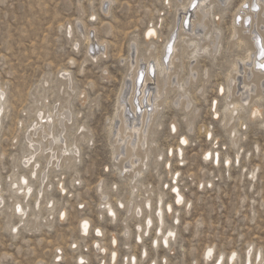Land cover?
<instances>
[{
  "label": "rangeland",
  "instance_id": "1",
  "mask_svg": "<svg viewBox=\"0 0 264 264\" xmlns=\"http://www.w3.org/2000/svg\"><path fill=\"white\" fill-rule=\"evenodd\" d=\"M188 2L191 0H0V87L4 90L0 115V192L4 199L0 203V264H77L78 256H84L88 264H127L126 258L132 255L138 257L136 264H214L220 254V264H254L258 255L264 260V94L261 99L253 95L251 102L240 108L243 110L229 122L237 135H230L228 114L222 115L225 95L218 91L226 86L232 63L245 55L246 44L237 47L238 35L231 36L233 16L242 0L226 4L210 0L209 25L218 27L222 48L215 54L201 52L193 59L198 74L186 86L191 105L183 109L174 106L175 91L161 97V107L150 126L146 151L151 154L144 173L131 182L126 173L123 176L116 169L120 162L112 154L109 128L125 86L131 42H135L138 54L145 53L152 42L151 52L161 55L179 17L193 18L196 3L186 15L178 10ZM239 19L237 15L235 22ZM151 27L156 35L146 38L145 31ZM209 36H204L203 42L209 41ZM175 37L173 43L181 46ZM181 52L182 48L178 49L181 57L177 62L183 65L180 77L187 78L189 60ZM67 73L70 86L64 87L61 83L67 81ZM152 83H148L150 88ZM252 103L260 108L258 118L250 116ZM61 107L52 130L64 135L67 145L75 141L78 160L62 159L59 167L46 172V156L39 152L36 158L41 169L30 182L33 199L15 198L10 182L29 174L21 156L31 150L26 136L34 131L38 112L44 121L46 114ZM62 118H66L64 126ZM190 121L192 132L186 126ZM181 135L188 139L181 145L182 155L177 150ZM207 149L219 152L216 162L212 155L205 159ZM60 182L64 194L58 188ZM174 184L183 196L180 204L174 203ZM100 187L115 208L113 220L100 212ZM39 189L42 206L48 199L54 201L53 214L41 206L36 209L40 216L36 223L29 210L28 222L20 226L14 203L33 205ZM143 198L150 199L151 208H144ZM137 203L142 206L138 214ZM159 206L163 226L159 225ZM60 210L65 212L62 220L58 218ZM148 216L152 217L149 224ZM83 217L90 223L88 235H81L78 229ZM50 221L51 227L47 225ZM16 225L18 232L14 234L12 227ZM139 225L140 240L136 238ZM159 228L161 232L174 229L166 246L159 244ZM97 229L100 236L94 234ZM112 238L117 241L114 246ZM154 238L159 240L155 248L151 246ZM97 240L100 248L94 250ZM103 247L105 253L100 252ZM208 248L213 251L206 259ZM143 249L144 257L140 255ZM111 250L117 252L113 262ZM233 251L236 257L230 262ZM56 256L60 260H54Z\"/></svg>",
  "mask_w": 264,
  "mask_h": 264
},
{
  "label": "bare ground",
  "instance_id": "2",
  "mask_svg": "<svg viewBox=\"0 0 264 264\" xmlns=\"http://www.w3.org/2000/svg\"><path fill=\"white\" fill-rule=\"evenodd\" d=\"M228 1L229 0H224V1L217 0V2H222L223 4L228 3ZM209 3L210 0H191V2H188V4H183L181 8H178V10H183L184 11L183 14L186 15V11L188 10L190 11V8L193 4H195L193 7H196L193 10V18L190 21L188 20V16H184V15L179 17V19L176 21V23L174 24V26H176L175 27L176 31L173 33L172 32L173 30H171L170 35L165 39V42L163 44L164 46L161 50L162 51L161 55H154V53L151 52V49L153 48L154 45L152 42L148 45V47L145 50L146 52L143 54H138L137 51L138 49H136L135 42L134 41L133 43L131 42L130 57L128 59L129 70L128 72H126L127 73L126 79L124 80L125 86L122 87L116 107V113L113 117V120L109 128L110 138H112L111 143L113 146L111 148L112 154L114 158L118 159L120 162V168H116V167L115 168L119 169L118 170L119 174L126 173L130 177L131 182L137 180L135 178L139 175L141 176L144 173L143 171H145L149 154H151L150 153L151 151L148 150V154L146 151L147 141L151 133L150 126L152 124V121L156 117V114L159 110L158 108L161 107L160 106L161 100L159 99L161 97L165 98L166 93L175 91L174 93L176 96V100H174L173 105L179 106L182 109L188 108L191 105V100H190V93H188L186 86L190 82H192V80H194L198 74V67L195 65L196 63L193 62V59L199 56L198 54H200L201 52L202 53L213 52L215 54V53H219V51L222 48L220 45L218 32H216L218 27H211V25H209V20H210L208 18L210 16V12H209L210 10L208 9ZM237 15L240 17V19L235 22V17ZM233 17L234 19H233V25L231 27L232 28L231 36L234 37L235 34L238 35L235 41L237 47L238 46L242 47L243 44H246V47L244 49L245 55L240 57L238 61L236 60L232 63V70L228 73L226 86H221L219 87L218 90L220 95L221 94L225 95V97L223 96L225 98V102H224L225 107H223L222 115L224 118V114L226 113L228 114L227 120L226 119L225 120L226 123L228 124V128L226 126V129L228 130V133L230 135L231 134L235 135V133L237 132L235 129L236 127L229 122L233 120L234 116L238 113L240 108L245 107L244 105H248L249 104L248 102L251 100L250 98L253 95L261 99L262 97L261 94H264V68L260 67L261 64H264V55H262V50H264V0H242V3L238 6L236 13L234 14ZM235 24L238 25L237 28L235 27ZM187 26H189L188 29ZM150 31L154 33V35L149 36L148 33ZM209 34H210L209 36L210 39L208 38L209 41L203 42L204 36H208ZM155 35H156V29L154 27L148 28L145 31L146 38L152 39L154 38ZM175 35H177L178 40H181V46L180 44L173 43L176 38ZM180 48H182L183 51L181 52V55L186 54L185 57L188 58L189 60L188 61L189 69H187L189 75L187 74L188 75L187 78L180 77V68L183 70L182 63L178 64L177 62L179 57H181L180 54L178 53V49ZM151 59H153V61ZM203 74L206 75L207 70H204ZM65 75L67 81L64 80V82H62L61 84L64 87L70 86L69 84L70 75L68 73ZM150 80L153 81L151 88L148 86ZM3 91L4 90H1L0 87V115L2 114L3 111L2 109L4 108ZM256 101L257 98L255 99V102ZM214 104H216V100L212 102L213 110H214ZM62 109L63 107L57 109L55 112H52V114H46L47 118H45L44 121L41 119L43 118L42 112H38V114H40L38 116V121L34 122V124L32 125L31 131L33 130L34 131L32 133L29 132V135L26 136L28 138V140L26 139V142H28L31 150H29L27 154H23L21 156V158L23 159L22 164L24 168L29 171V174L28 175L21 174L18 179L13 178L10 182V184L14 186L13 190L15 192V198H18V196H22L23 200H25L32 197L33 195L32 186L30 184L31 178L36 177V173H38V170L41 169L39 168V159L36 158L39 152L44 153V155L46 156L45 157L46 163L44 164L43 167L44 169L47 168L46 172H50V169L54 168L55 166L59 167L60 160L63 159L66 162H70L71 159H75L76 158L75 156H78L79 154V153L77 154L78 147L76 146L75 141L67 145L64 139V135H62L61 133H57V134L53 133L52 125L54 123V119H55L54 117L55 115L59 117L60 111ZM66 112H68V110H66ZM66 112H64V114H66ZM213 112H214L213 115H215L214 117L219 116V112L216 109ZM260 114L261 112H260V108H258V105L252 103V105L250 106V116L258 118ZM66 118H68V116H66ZM66 118H62V120H60V124H62V126H64V120H66ZM186 126L188 127V130H190L193 126L192 122L191 121L188 122ZM80 128L82 129V127ZM60 130H62V128H60ZM190 132H192V130H190ZM179 138H181V141L182 140L185 141V143L181 142L180 146L177 147L178 153L182 155L181 145L187 144L188 139L185 135H181ZM231 140L234 142V136H232ZM44 141L45 144H43ZM56 141L60 143V146L56 147V145L58 144L55 143ZM158 155L162 156V154L160 153H158ZM210 155H212L213 161L216 162L219 152L217 150L207 149L204 152V156L208 157ZM76 160H78V157L76 158ZM166 166H168V164H166ZM8 180H10V178H8ZM174 180H176V176H174ZM100 184H102V182H100ZM100 184H98V186H100ZM50 185L48 186V190L50 189ZM132 186H133L132 188L135 187V185ZM58 188H60L59 190L62 192V194H64L65 189L62 187V182L58 184ZM42 189H44V186ZM42 189L37 190L36 196L34 198L35 203L33 205L30 206L27 202H25V204H21L20 201H16L14 203L15 205L13 212L14 214H18V218H19L18 224H20V226L22 225L24 226L28 222L27 217L30 216L29 215L30 211H32L31 214L33 215V218H35V222L36 219L38 220V217H40L38 216L36 209L42 206V202H41L42 198L40 199V195L42 194L41 193ZM173 189H176V191L174 192ZM134 190H136V188H134ZM171 190L175 196L174 203L180 204L183 201V196L180 193L177 185L174 184L171 187ZM99 195L100 198L102 199V201L99 204V206L101 207L100 212H105L110 218V220H113L114 217L116 216L115 208L111 204V202H109L108 196L106 195V191L103 190V188L101 187H100ZM178 197L180 199V203H177ZM157 198L160 203L162 200L161 194L157 196ZM2 199L3 197L0 192V203L4 202V199L3 200ZM149 200L145 199L143 201L144 208L146 206L149 207L151 205L150 204L151 201ZM121 202H118V204L121 205ZM17 206H19L20 208L19 212L17 211ZM43 206L47 209V211L51 215L53 214L52 211L54 210L55 207L54 201L48 199V201H46V203H44ZM130 208L128 210H130ZM158 208H159L158 210L159 225H162L164 221L162 219L163 212L160 206ZM136 209H137V214L141 212L142 206L140 205V203L136 204ZM168 209L169 210L172 209L171 205L168 206ZM64 215H65L64 210L58 211V218L60 220L64 219L65 217ZM102 216L103 215L100 214V218H102ZM50 218H52V216H50ZM151 218L152 217L149 216L147 217L148 224L152 222ZM49 223H47V225L51 227L52 222L50 221ZM85 223L87 224L86 228L84 226ZM140 225L138 226V234H136V238L138 240H140L142 237L140 234V230H141ZM89 228H90L89 221L83 217L79 223V228H78L80 234L86 235L89 232ZM13 229H15L14 234H16L18 232V226L16 225L15 227H12V230ZM145 229L146 228L144 227V231ZM100 231H101L100 229L94 230V234H96V236H100ZM125 232H127V230ZM158 232L159 233L161 232V228L158 229ZM159 233L156 234L159 235ZM169 233H171V235H169ZM174 233L175 232L173 228H168L165 231H162L159 244L164 246L168 245L169 239L174 235ZM125 234H129V233H125ZM113 241H115V243H113ZM158 241L157 238H154L152 240L151 246H153L154 248L157 247ZM93 242L94 241H92V243ZM97 242H99V240L94 242L95 246L92 245L94 246V250H98L100 248ZM111 242H112V246H114V244L117 243V241L114 240V238H112ZM73 246H76V244H74ZM102 249L103 250H100V252L105 253L106 249L104 247ZM209 249H211V255L208 254ZM212 251L213 248H208L206 250L204 254L206 259L212 256ZM113 253H115V257H113ZM116 253L117 252H115L114 250L110 251V261L113 262L116 260L117 258ZM58 254H60V250H58ZM140 255L144 257L146 255V250L143 249ZM135 256L132 255L130 257H127L125 260L126 263L136 264L138 262V260H136L138 259V257L136 256L137 257L136 258ZM235 257L236 254L233 251L230 254V258H228V261L232 262V260H234ZM258 257L259 255L256 256V262H258L259 260L260 261L259 264H264V260L263 259L261 260ZM222 258H223V254H220L218 258L215 260L214 264H220L222 262ZM54 260H60V256H56ZM81 261H83V264H88L87 262H85L84 256L81 257L78 256L76 263L81 264ZM102 262H104V260H102ZM204 262H206V260H204ZM249 262L250 260L248 257L247 263ZM256 262H254V264H256ZM99 264H104V263H99Z\"/></svg>",
  "mask_w": 264,
  "mask_h": 264
},
{
  "label": "snow or ice",
  "instance_id": "3",
  "mask_svg": "<svg viewBox=\"0 0 264 264\" xmlns=\"http://www.w3.org/2000/svg\"><path fill=\"white\" fill-rule=\"evenodd\" d=\"M148 35L149 36H151V35H154V33H152L151 31L148 33ZM262 55H264V50H262ZM260 67H262V68H264V64H261L260 65ZM182 143H185V141H181ZM208 157L206 156L205 157V159H207ZM226 163H227V161H226ZM173 191L175 192L176 191V189H173ZM177 203H180V199H179V197L177 198ZM123 205H121V207H122ZM17 211L19 212L20 211V208H19V206H17ZM63 215V214H62ZM85 228L87 227V224L85 223ZM169 235H171V233H169ZM113 243H115V241H113ZM209 255H211V249H209V253H208ZM113 257H115V253H113ZM58 259H59V257H58ZM81 264H83V261H81Z\"/></svg>",
  "mask_w": 264,
  "mask_h": 264
}]
</instances>
